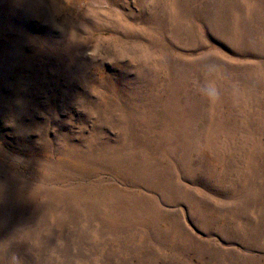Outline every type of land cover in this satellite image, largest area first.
I'll list each match as a JSON object with an SVG mask.
<instances>
[{
  "label": "rangeland",
  "instance_id": "374dc122",
  "mask_svg": "<svg viewBox=\"0 0 264 264\" xmlns=\"http://www.w3.org/2000/svg\"><path fill=\"white\" fill-rule=\"evenodd\" d=\"M0 264H264V0H0Z\"/></svg>",
  "mask_w": 264,
  "mask_h": 264
}]
</instances>
